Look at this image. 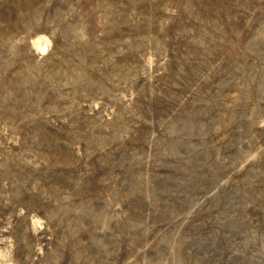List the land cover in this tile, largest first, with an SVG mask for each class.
Wrapping results in <instances>:
<instances>
[{"label": "rangeland", "instance_id": "1", "mask_svg": "<svg viewBox=\"0 0 264 264\" xmlns=\"http://www.w3.org/2000/svg\"><path fill=\"white\" fill-rule=\"evenodd\" d=\"M0 264H264V0H0Z\"/></svg>", "mask_w": 264, "mask_h": 264}]
</instances>
